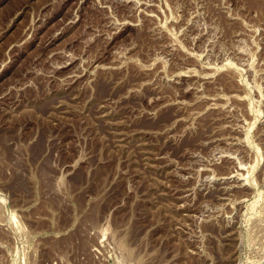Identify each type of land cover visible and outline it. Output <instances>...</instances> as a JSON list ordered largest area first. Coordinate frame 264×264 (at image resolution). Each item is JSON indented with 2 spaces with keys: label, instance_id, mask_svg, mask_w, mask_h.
<instances>
[{
  "label": "rangeland",
  "instance_id": "rangeland-1",
  "mask_svg": "<svg viewBox=\"0 0 264 264\" xmlns=\"http://www.w3.org/2000/svg\"><path fill=\"white\" fill-rule=\"evenodd\" d=\"M0 264H264V0H0Z\"/></svg>",
  "mask_w": 264,
  "mask_h": 264
}]
</instances>
